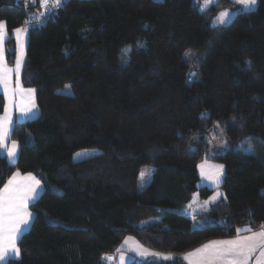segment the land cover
I'll return each instance as SVG.
<instances>
[{
	"label": "trees",
	"instance_id": "obj_1",
	"mask_svg": "<svg viewBox=\"0 0 264 264\" xmlns=\"http://www.w3.org/2000/svg\"><path fill=\"white\" fill-rule=\"evenodd\" d=\"M232 5L62 0L28 25L20 78L39 113L14 122L18 154H0V188L18 171L42 190L5 264H106L126 236L174 255L127 264H186L180 254L209 239L264 226V0L211 24ZM35 6L0 0L9 64L11 32ZM205 160L223 166L224 197L190 215L213 191L198 185Z\"/></svg>",
	"mask_w": 264,
	"mask_h": 264
},
{
	"label": "snow or ice",
	"instance_id": "obj_2",
	"mask_svg": "<svg viewBox=\"0 0 264 264\" xmlns=\"http://www.w3.org/2000/svg\"><path fill=\"white\" fill-rule=\"evenodd\" d=\"M53 2L58 7L62 0H53ZM238 2L245 7H250L254 6L257 0H238ZM47 3L48 0H43V6H47ZM227 15V12L220 13L219 22L223 23ZM21 31V29L14 30L18 41ZM4 40L5 26L0 23V86L7 92L9 73L14 71L16 74V88L22 90L20 83L22 57L17 58L15 69L8 68L4 57ZM10 124L11 120L7 115L0 117V149L5 146L4 142L10 134ZM15 149L16 143L12 142V147L8 151L9 157L16 155ZM203 167L201 165L202 175L204 174ZM215 167L222 168L223 166ZM144 175L145 173L141 172V178ZM210 178L218 180V174ZM21 180L24 183H21ZM39 187L40 181L31 174L21 177L20 173L16 172L9 179L8 183L5 184L4 188L0 189V261L5 260L10 252L19 256L20 249L17 247V239L24 230V227L30 224L33 214L29 211V203L36 199ZM245 231H250V229H245ZM253 241L257 243H252ZM217 245L226 247H216ZM259 245H264V229L260 232L253 233L251 236H245L235 240L213 242L212 245H205L204 248L198 249L197 252H203L205 249L212 248V258L221 259L231 257V264H247L250 254ZM189 255H196V253ZM261 256L264 257V251H262ZM108 259H111V257H108ZM258 264H264V261L258 260Z\"/></svg>",
	"mask_w": 264,
	"mask_h": 264
},
{
	"label": "crops",
	"instance_id": "obj_3",
	"mask_svg": "<svg viewBox=\"0 0 264 264\" xmlns=\"http://www.w3.org/2000/svg\"><path fill=\"white\" fill-rule=\"evenodd\" d=\"M23 3L26 6H27V4L28 5H31V4L36 5L34 7V10L30 11V14H33V13L36 14V13L41 11V9H42L41 5L43 4V0H23ZM0 23H2L5 26V40L3 43V48H4V57L6 60L5 41L8 37V32H7L5 22L1 20ZM27 28H28L27 23L25 26L15 28V29H21L22 30L21 34H20L19 41L17 40V38L14 34L15 29L11 32V36L13 37L14 43H15V56H14V59L12 62L13 64H9L6 60V66L10 69H15L16 61H17L18 57H22V62L24 63L25 49H26V42H27ZM23 63L21 65L20 75H21ZM20 83L22 85V90L16 88V74L13 71V72L9 73L7 92H5L4 88L2 86H0V93L2 94L3 99H4L3 109L0 113V117H4L5 115H7V117L11 120V124L9 126L10 134L8 135L6 141L4 142L5 146L2 149H0V154L3 155L9 163H14L16 161L18 149H19V145H18L17 141L11 138V130H12L14 122H17V121L20 122V121H24L27 119L35 118L39 113V109L36 106L35 101H34V95H35L34 88L24 86L22 84L21 78H20ZM29 90H31V92H29ZM25 112H26V114H25ZM12 142L16 143V149H15L16 155L14 157H9L8 151L12 147ZM205 164H207V163H205ZM210 164H208L207 166L203 165L204 166L203 167V173H204L203 175H202V169L199 168L200 165L198 166V176H199L198 183H199V186H206L208 188L213 189V191L204 200H198L197 198L196 199L194 198V201L192 203L193 205H190L189 211H188V213L190 215H193L196 208H199L201 206L205 207V206L215 202V199L212 201H209L210 198L212 197V195H213V197H216L217 200L222 199L224 197L223 191L219 188V185H220L222 178H223V173H224L223 170L224 169H223V167L222 168L215 167V166H220L221 164H219V163H215L217 165H215L214 162H212ZM16 172H18V171H14L13 173H11L9 175V177L5 180V182L3 183V185L1 186L0 189L4 188L5 184L8 183L9 179ZM19 173H20L21 177H24V176H27L28 174H31L37 180L40 181V179L33 173H30V172H26V173L19 172ZM217 174H218V177H221V175H222L221 180H219L220 182H217V184H216L218 187L211 185V183L213 182L214 179L210 178V177L215 176ZM21 183H24V181L21 180ZM41 190H42V184L40 181V187L38 189V194L41 192ZM32 202L33 201H31L29 203V205ZM29 211L31 212L30 209H29ZM32 217H33V215H32ZM30 223H31V221H30ZM29 225L24 227L23 232L25 231V229H27V227H29ZM261 230L262 229L244 232V233H240L239 235L244 234V236H251L253 233L260 232ZM237 235H235V236H237ZM223 240L224 239H222V238L209 239V240L203 242L202 244H200L199 246L180 254V258L186 264H231V257L221 258V259L212 258V252H213L212 248L205 249V251H203V252H197L198 249L204 248L205 245H212L213 242L223 241ZM124 244H125V247H124L125 251L127 250L126 247H130V250H127V253H128L127 255L126 254L124 255L123 253L121 254V252L119 253V256L120 257L122 256L125 259V260L121 259L119 261V264H127L128 261L130 260L131 256H136V257L141 258V259H144V258L166 259V257H167V259H171L174 257L173 254L162 253V252H157V251L146 249V248L140 246L135 240L130 239L128 237L126 239H124ZM216 247H222V246L217 245ZM191 253H196V255H189ZM9 258H18V256H16L14 253L10 252L8 257L5 260L0 261V264H5Z\"/></svg>",
	"mask_w": 264,
	"mask_h": 264
},
{
	"label": "rangeland",
	"instance_id": "obj_4",
	"mask_svg": "<svg viewBox=\"0 0 264 264\" xmlns=\"http://www.w3.org/2000/svg\"><path fill=\"white\" fill-rule=\"evenodd\" d=\"M217 0H193V2H195V4H197L198 5V7H199V9H204V8H206V7H208L209 5H211V4H213L214 2H216ZM227 3L228 2H232L233 3V5L231 6V7H224V8H222V9H220L217 13H215L212 17H211V24L212 25H220V26H223V25H226V24H228V22L232 19V17L235 15V11H236V8L237 7H240L241 9H244V10H251V9H253V8H255L256 7V4H257V2H256V4L254 5V6H250V7H245V6H243V5H241L239 2H238V0H225ZM222 12H227L228 13V15L224 18V22L223 23H220L219 22V16H220V13H222ZM23 63V62H22ZM13 64V63H12ZM194 75V73L193 74H191L190 76H193ZM190 78V77H189ZM62 92H64V93H70V89H69V87L68 86H65L62 90H61ZM93 152V150L92 149H86V150H80V151H78V152H76L75 153V155H74V158L75 159H81V158H83V157H86L87 155H89V154H91ZM205 163H207V164H205ZM210 163H212L211 161H201L199 164H198V166H199V168H201V165H205V166H207L208 164H210ZM215 164V163H214ZM211 165V164H210ZM215 165H217V164H215ZM141 172H143V170L141 171ZM141 172H140V174H139V187H142V186H144L145 184H146V182H147V180H148V176H143V178H141ZM221 178H222V175H221V177H218V180L217 179H214L213 180V182L211 183V185H213V186H217L216 184H217V182H220L219 180H221ZM198 185H199V183H198ZM218 187V186H217ZM38 196V195H37ZM36 196V197H37ZM195 195H193V197H194ZM196 199V198H195ZM215 199V201H217V198L216 197H213V195H212V197L210 198V200L209 201H212V200H214ZM202 207V206H201ZM28 228V227H27ZM261 229H264V226L261 228ZM26 230V229H25ZM23 232V231H22ZM21 232V233H22ZM21 235V234H20ZM19 235V236H20ZM130 238V239H133L131 236H126L124 239H126V238ZM243 237H245L244 236V234H241V235H237V236H231V237H225V238H222V239H224L223 241H226V240H235V239H239V238H243ZM124 239H123V241L121 242V245H120V248H119V250H117L116 252H114L113 254H110V255H106L105 257H104V262L106 263V264H119V261L121 260V259H124L122 256L120 257L119 256V253L121 252V254L123 253L124 255L126 254H128L127 253V250H130V247H126V251H125V249H124V247H125V244H124ZM134 240V239H133ZM252 243H257L256 241H253ZM222 247H226V246H222ZM262 251H264V245H259V246H257V247H255V250L250 254V256H249V258H248V260H247V264H258V260L259 261H264V257H262L261 256V253H262ZM108 257H111V259H108ZM125 260V259H124Z\"/></svg>",
	"mask_w": 264,
	"mask_h": 264
},
{
	"label": "built area",
	"instance_id": "obj_5",
	"mask_svg": "<svg viewBox=\"0 0 264 264\" xmlns=\"http://www.w3.org/2000/svg\"><path fill=\"white\" fill-rule=\"evenodd\" d=\"M61 5V3H60ZM60 5L57 7L53 0H48V3H47V6H43V4L41 5L42 6V9L40 12L38 13H33V14H28L27 15V18H26V23L28 25H34V24H39L41 22H43L45 20V17H46V14L48 12H51V11H54V10H57Z\"/></svg>",
	"mask_w": 264,
	"mask_h": 264
}]
</instances>
